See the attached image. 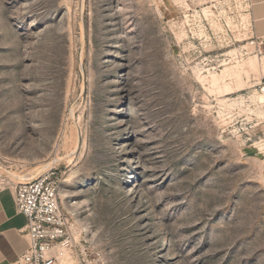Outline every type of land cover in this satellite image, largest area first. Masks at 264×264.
Returning a JSON list of instances; mask_svg holds the SVG:
<instances>
[{"label": "rangeland", "instance_id": "obj_1", "mask_svg": "<svg viewBox=\"0 0 264 264\" xmlns=\"http://www.w3.org/2000/svg\"><path fill=\"white\" fill-rule=\"evenodd\" d=\"M247 4L0 0V187L56 172L59 264H264Z\"/></svg>", "mask_w": 264, "mask_h": 264}, {"label": "built area", "instance_id": "obj_2", "mask_svg": "<svg viewBox=\"0 0 264 264\" xmlns=\"http://www.w3.org/2000/svg\"><path fill=\"white\" fill-rule=\"evenodd\" d=\"M59 182L56 172L48 170L14 186L16 209L26 218L21 232L27 248L12 264H59L56 251L71 245Z\"/></svg>", "mask_w": 264, "mask_h": 264}, {"label": "crops", "instance_id": "obj_3", "mask_svg": "<svg viewBox=\"0 0 264 264\" xmlns=\"http://www.w3.org/2000/svg\"><path fill=\"white\" fill-rule=\"evenodd\" d=\"M250 1L252 12H250ZM248 16L255 14V31L264 35V0H248ZM26 218L16 209L14 186L0 187V264H12L27 248L21 230Z\"/></svg>", "mask_w": 264, "mask_h": 264}]
</instances>
